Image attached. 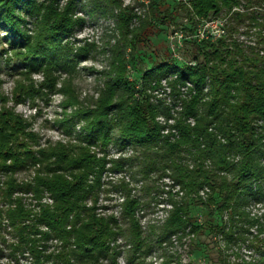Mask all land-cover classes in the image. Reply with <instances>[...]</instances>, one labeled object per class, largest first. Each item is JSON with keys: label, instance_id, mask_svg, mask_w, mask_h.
I'll return each mask as SVG.
<instances>
[{"label": "trees", "instance_id": "trees-1", "mask_svg": "<svg viewBox=\"0 0 264 264\" xmlns=\"http://www.w3.org/2000/svg\"><path fill=\"white\" fill-rule=\"evenodd\" d=\"M45 1L0 0V24L14 36L25 38L27 52L19 55L26 69L60 67L69 60L63 56L62 37L77 25L74 0L63 8L56 0ZM90 1L97 10L116 17L121 38L114 47L120 69L105 82L94 107L79 112L85 122L80 145L58 144L32 152L26 120L13 111L0 114V172L9 177L31 162L45 167L37 170L33 184L7 178L0 189V196L8 201L3 215L18 237L12 250L32 255L37 264L41 263L42 243L49 238L68 247L65 256H60L65 264H96L115 253L111 244L120 227L115 217L97 212L94 197L106 169L105 159L90 149L97 143L106 146L114 129L119 130L124 145L130 143L143 151L144 172L160 167L169 170L198 206L221 218L227 215L233 226L256 224L264 231V210L260 219L247 212L251 203L264 201V0H149L139 4L145 7L141 14L123 7L122 0ZM20 12L36 19L38 31L33 40L21 30L28 20ZM180 15L188 23L183 30L191 33L198 24L224 19V34L191 41L196 51L194 66L154 62L141 77V89L136 90L125 76L128 57L124 51L133 53L158 24H174ZM243 26L246 34L255 29V41L240 40L237 35ZM173 75L176 78L169 81L173 92L185 83L191 88L183 98L175 94L181 104L171 126L175 134L163 135L157 116L169 117V109L152 103L146 92ZM203 189H208L206 199L199 195ZM15 191H30L38 198L47 192L53 203L33 213L20 198H13ZM133 206L127 207V215L136 222L129 212ZM188 225L196 227L188 203L174 204L167 230L182 231ZM224 225L209 228L225 233L227 242L238 239L226 234Z\"/></svg>", "mask_w": 264, "mask_h": 264}, {"label": "rangeland", "instance_id": "rangeland-1", "mask_svg": "<svg viewBox=\"0 0 264 264\" xmlns=\"http://www.w3.org/2000/svg\"><path fill=\"white\" fill-rule=\"evenodd\" d=\"M56 1L63 8L70 0ZM148 1L122 0V3L123 7L129 6L141 14L145 7L139 4L146 5ZM74 4L73 17L77 19V25L68 36L62 37L63 56L69 60L60 67L50 64L26 69L23 57L19 55V52H27L23 47L25 38L14 36L0 24V114L13 111L26 120V130L32 134L29 142L32 152L40 148L48 150L58 144L80 145L85 122L78 116L79 112L94 107L105 82L120 69L114 47L121 38L116 17L97 10V5L90 0H74ZM19 14L28 20L21 30L33 40L38 31L36 19L23 12ZM225 23L224 19H212L198 24L192 33L183 30L188 23L182 15L174 24H158L148 41L138 45L136 51H124L128 57L127 80L139 90L142 75L154 62L169 60L178 65L194 66L192 57L196 51L192 42L208 36L215 38ZM246 30L244 26L240 28L237 35L240 40L255 41V29L250 34L244 33ZM174 78L176 75L163 78L159 86L146 92L152 103L169 109V117L163 113L157 116L163 135L175 134L171 126L181 110L175 94L183 98L191 88L190 83H185L173 92L169 81ZM90 149L97 157L105 159L106 164L94 193L97 212L115 217L120 227L111 244L115 253L96 264H264V231L256 224L233 226L227 215L221 218L216 212L198 206L171 177L169 170L160 167L144 172L143 151L130 143L124 145L118 129L112 131L111 141L106 146L97 143ZM185 158L190 160L188 155ZM39 168L43 171L45 167L31 162L9 177L0 172V189L5 187L3 182L7 178L19 184H33ZM199 195L206 199L208 189L201 190ZM13 198H20L33 213L53 203L47 192L38 198L30 191H15ZM7 202L0 196V264H37L32 255L12 250L18 237L3 215L8 208ZM183 203H188L196 227L188 225L182 231H168L165 224L174 204ZM87 204H92L91 199ZM129 205H134L133 211L129 212L136 222L127 215ZM263 210L264 201L253 202L247 207L252 218L260 219ZM222 222H225L226 234H233L238 239L227 242L225 233L210 231L209 226L215 227ZM42 244L45 245L38 264H65L60 256H65L62 254L68 247L64 248L54 238Z\"/></svg>", "mask_w": 264, "mask_h": 264}, {"label": "built area", "instance_id": "built-area-1", "mask_svg": "<svg viewBox=\"0 0 264 264\" xmlns=\"http://www.w3.org/2000/svg\"><path fill=\"white\" fill-rule=\"evenodd\" d=\"M210 22H208V24H209ZM207 24V23H206ZM222 34H224V29H220V33L217 35V36H215V38H218V37H220ZM209 37V36H208ZM208 37H206V38H208ZM214 38V37H213Z\"/></svg>", "mask_w": 264, "mask_h": 264}]
</instances>
